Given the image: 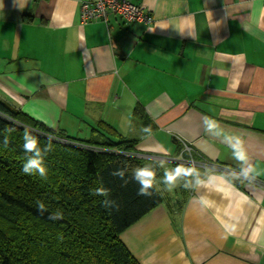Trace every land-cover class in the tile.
<instances>
[{
  "label": "crops",
  "instance_id": "obj_1",
  "mask_svg": "<svg viewBox=\"0 0 264 264\" xmlns=\"http://www.w3.org/2000/svg\"><path fill=\"white\" fill-rule=\"evenodd\" d=\"M83 1L0 0V102L79 141H136L164 194L173 163L199 160L121 233L138 264H264V189L203 166L264 182V0H130L152 18L132 24H81Z\"/></svg>",
  "mask_w": 264,
  "mask_h": 264
},
{
  "label": "trees",
  "instance_id": "obj_2",
  "mask_svg": "<svg viewBox=\"0 0 264 264\" xmlns=\"http://www.w3.org/2000/svg\"><path fill=\"white\" fill-rule=\"evenodd\" d=\"M25 128L42 150L55 137L43 161L46 178L22 171L30 155L23 148ZM114 137L94 130L85 141L69 138L0 102V264H138L119 237L167 201L156 188L163 168L136 157V141ZM145 166L155 171L151 195H139L141 185L134 179V170ZM173 167L185 176L184 191L189 167L178 162ZM116 170H125L124 177L112 175ZM101 186L109 190L108 197L93 194ZM105 199L119 207L105 208ZM37 201L45 205L42 214ZM55 212L63 219L50 220Z\"/></svg>",
  "mask_w": 264,
  "mask_h": 264
},
{
  "label": "clouds",
  "instance_id": "obj_3",
  "mask_svg": "<svg viewBox=\"0 0 264 264\" xmlns=\"http://www.w3.org/2000/svg\"><path fill=\"white\" fill-rule=\"evenodd\" d=\"M8 132L14 131V129H7ZM144 132H150L149 128H144ZM55 139V137H49L48 143L44 146L43 150L39 146L38 138L32 134V131H30L28 128H25L24 134H23V148L26 153H29L25 163L23 164L22 171L25 174H39L42 178H46V168L43 164L44 157L52 151V140ZM5 144H7V138H5ZM242 141L239 138H236L235 144H233L234 149V156L237 160L240 161H246V154L242 147ZM255 169L252 168V166H249L247 168H243L241 171L242 176L245 179L250 178V173L254 172ZM125 170H116L112 173L114 176H119L121 178L124 177ZM258 174V173H257ZM179 175V170H175L174 172H166L165 173V183L168 185H173L176 177ZM254 178V177H251ZM134 179L137 180L141 187L138 191L139 195H151V193L148 191L149 188L153 186V180L155 179V171L147 166L143 168H138L134 170ZM170 190V189H169ZM94 195H99L102 197H108L109 190L104 187H98L93 192ZM37 207L41 211V214L43 213L45 209V205L41 203L40 201H37ZM102 205L105 208H112L119 206L116 204L113 200H103ZM50 220H57V219H63V215L61 212H55L52 213L49 217Z\"/></svg>",
  "mask_w": 264,
  "mask_h": 264
},
{
  "label": "built area",
  "instance_id": "obj_4",
  "mask_svg": "<svg viewBox=\"0 0 264 264\" xmlns=\"http://www.w3.org/2000/svg\"><path fill=\"white\" fill-rule=\"evenodd\" d=\"M111 16L118 17L125 24L135 22L150 23L152 18L146 14L140 7L134 5L130 0H95L83 1L79 4V20L81 24H86L92 21L107 22ZM184 149L188 152L189 148L184 144ZM190 154V153H189ZM191 165H195L193 158L188 161ZM209 171L220 169V173L224 176L233 178L240 182H246L264 189V182L252 178L245 179L241 172L227 167H213L203 163Z\"/></svg>",
  "mask_w": 264,
  "mask_h": 264
},
{
  "label": "rangeland",
  "instance_id": "obj_5",
  "mask_svg": "<svg viewBox=\"0 0 264 264\" xmlns=\"http://www.w3.org/2000/svg\"><path fill=\"white\" fill-rule=\"evenodd\" d=\"M182 161V160H181ZM181 161H179L178 163H183V164H189L190 166H193V165H191L190 164V162H181ZM195 165H197V164H195ZM193 167H196V166H193ZM170 189V190H169ZM162 193V192H161ZM165 193L166 194H164V193H162V195L164 196V197H167L168 195H171V186H169L168 185V187L166 188V190H165ZM167 195V196H166Z\"/></svg>",
  "mask_w": 264,
  "mask_h": 264
}]
</instances>
